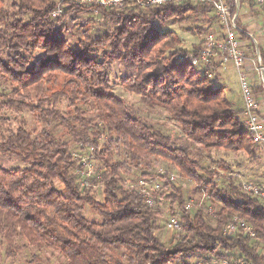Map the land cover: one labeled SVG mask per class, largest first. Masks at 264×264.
I'll return each mask as SVG.
<instances>
[{"label": "trees", "instance_id": "obj_1", "mask_svg": "<svg viewBox=\"0 0 264 264\" xmlns=\"http://www.w3.org/2000/svg\"><path fill=\"white\" fill-rule=\"evenodd\" d=\"M229 5L234 14V0ZM210 12V3L155 7L125 0L113 8L89 0H0V115L28 112L40 126L33 135L24 119L10 126L0 116V156L15 163L0 166V248L6 258L35 249L58 252L65 264H198L211 258L264 264L250 238L221 233L238 217L264 239V201L240 190L229 164L210 160L203 166L113 92L111 74L119 66L127 73L119 86L165 112L190 144L254 160L264 143L247 134L243 109L234 110L223 88L214 89L187 59L199 54L204 41L188 52L167 28ZM70 28L77 31L74 42ZM237 36L240 49L252 45L245 30ZM258 50L264 64V48ZM251 90L262 122L261 82H251ZM85 146L93 148L98 176L92 182L102 187L101 201L79 188L76 171L83 166L71 149ZM159 166L206 194L214 216L202 210L190 215L181 188L165 177L152 206L129 188L138 178L153 177ZM165 203L169 216L179 212L182 228L169 247L156 235ZM86 207L96 221L85 217Z\"/></svg>", "mask_w": 264, "mask_h": 264}, {"label": "rangeland", "instance_id": "obj_2", "mask_svg": "<svg viewBox=\"0 0 264 264\" xmlns=\"http://www.w3.org/2000/svg\"><path fill=\"white\" fill-rule=\"evenodd\" d=\"M228 2L230 0H227ZM82 2V1H81ZM85 3V2H83ZM235 3V2H234ZM239 8V20L237 25L239 29L246 31L250 40L252 39V45H249L245 52L247 60L253 59L256 52V46L259 49L264 48L261 46L260 41L262 32L264 34V10L255 6L252 2L248 0H242L240 2ZM246 9H245V8ZM214 16L213 12L208 13L207 16H199L192 18L186 23L180 25H170L167 28L175 32L181 39V48L187 50L188 52L194 51L202 41L205 42V36L207 33L216 31V22L212 19ZM93 20L90 21V26H94ZM187 28H197L202 30V35L194 34L192 32H187ZM70 41L74 42L77 37V31L75 28H70L69 34ZM192 55V54H191ZM250 71L247 76L253 85L259 84L261 81L254 67L253 62H250ZM215 71V76L212 75L211 85L214 89L222 87L224 90L225 96L231 103V107L235 110L243 109V101L241 97L240 83L238 79V70L234 67L232 63H228L225 67H217ZM127 74L119 66H114L111 74V80L113 85L114 94L126 101L131 105L139 116L144 120L149 122L155 129L160 130L163 134L168 135L172 138L174 144L178 147L185 149L193 158L197 159L200 164L207 166L210 160H222L225 163L229 164L233 170V176H235L240 184L243 181L253 182L259 187H264V144H260L262 149L256 151V158L253 160L248 158L245 153H233V152H223V151H211L210 153H205L202 148L190 144L180 133L179 128L175 123L169 120V117L165 112L158 108H149L144 106L140 99L133 94H130L123 90L117 80L120 76ZM200 76V75H199ZM262 84V83H261ZM61 110L65 109V104H61ZM0 116H3L7 119L10 126L15 124L17 119H24L27 124V129L33 135H37L40 131V126L37 124L36 120L28 113H18V112H3ZM262 123L264 126V113L262 115ZM56 137H60L61 133L56 132ZM71 154L74 159H77L79 163L83 165L82 171L77 170L76 174H80L81 178H87L82 176L83 174L88 173L89 177L87 178V185L84 188H89L91 193L99 201L102 199L101 190L102 187L97 185L95 182H92V178L98 176L96 173V167L93 161L90 159L89 151L87 146L85 148L73 147L71 149ZM163 165V163L161 162ZM15 163L3 158L0 156V166L6 168L14 166ZM158 168L164 169L162 166ZM166 170V169H164ZM168 172H173L179 176L176 171L166 170ZM221 174H225L224 171H220ZM136 179L138 172H135ZM139 179V178H138ZM137 179V180H138ZM136 180V181H137ZM81 181V179H80ZM135 181V182H136ZM134 182V183H135ZM221 184V181H219ZM175 184L181 188L182 195L184 197V205H190L189 214L192 215L196 210H202L204 214L212 217L210 210L213 207L211 202L206 198V194L199 192V189L189 180L182 178L181 176L175 181ZM219 184V185H220ZM160 209L161 216L158 221L159 230H157L156 235L161 239L165 246H173L178 241V233L166 229L165 222L170 217L168 214L169 204H162ZM179 212L176 211V218L178 219ZM85 217L90 221H96L98 218L94 215L88 207L85 208ZM251 244L255 247L256 251L261 255L264 254V239L263 238H252L250 239ZM193 264L194 260H189ZM0 264H65V259L59 255L58 252H51L47 250L36 251L35 249H27L16 259H8L5 257L3 250L0 248Z\"/></svg>", "mask_w": 264, "mask_h": 264}, {"label": "built area", "instance_id": "obj_3", "mask_svg": "<svg viewBox=\"0 0 264 264\" xmlns=\"http://www.w3.org/2000/svg\"><path fill=\"white\" fill-rule=\"evenodd\" d=\"M100 4L102 6L120 8L123 6L125 0H89ZM142 4L148 6H163L166 4H180L183 2H189L192 4H205L210 3L213 6V13L220 26L219 31H213L207 33L205 36V42L203 48L196 56L189 55L187 59L190 64L196 68L200 74L211 78L213 75V68L225 67L228 63H232L238 70V79L240 83L241 97L243 101V120L247 131V134L254 143H264V126L261 124V119L258 115V103L254 99L251 90V81L247 76L250 71V62H253L255 70L261 80V75H264V64L261 61L258 47L256 46V52L254 58L247 60L244 50L239 48L237 33L240 31L237 22L239 20V0H234L235 13H231L230 5L227 0H138ZM253 4L264 10V0H248ZM59 11L55 12L53 16H57ZM262 83V80L260 81ZM262 87L264 89L263 83ZM89 155L91 156L93 148H88ZM83 166V165H82ZM82 171V170H81ZM79 179V188L82 189L87 185V178L89 174H83L87 178H81L80 174H76ZM161 177H165L169 182H175L178 179V175L173 172H168L162 168L155 170V175L151 178H139L135 183L131 184L129 188L135 189L139 195L144 199V202L148 206L153 205L152 194L161 189L162 183ZM81 179V181H80ZM240 190L247 195L258 198L264 201V187H259L250 181H243L240 183ZM185 211H190V205H184ZM216 212L215 207H212L210 213L214 216ZM165 226L167 230L179 232L181 231V225L176 216H170ZM224 236L244 235L248 238H255L254 229L243 219L233 217L223 228ZM198 264H251L249 261H218L211 258L208 261H202Z\"/></svg>", "mask_w": 264, "mask_h": 264}, {"label": "crops", "instance_id": "obj_4", "mask_svg": "<svg viewBox=\"0 0 264 264\" xmlns=\"http://www.w3.org/2000/svg\"><path fill=\"white\" fill-rule=\"evenodd\" d=\"M245 8V7H244ZM246 9V8H245ZM261 36H262V39H261V41H260V45L261 46H264V34H263V32L260 34Z\"/></svg>", "mask_w": 264, "mask_h": 264}, {"label": "water", "instance_id": "obj_5", "mask_svg": "<svg viewBox=\"0 0 264 264\" xmlns=\"http://www.w3.org/2000/svg\"><path fill=\"white\" fill-rule=\"evenodd\" d=\"M237 2V0H236ZM261 80H262V83H263V86H264V75H261Z\"/></svg>", "mask_w": 264, "mask_h": 264}]
</instances>
